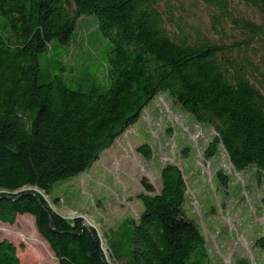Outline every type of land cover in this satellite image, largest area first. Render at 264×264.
<instances>
[{"label": "trees", "instance_id": "trees-1", "mask_svg": "<svg viewBox=\"0 0 264 264\" xmlns=\"http://www.w3.org/2000/svg\"><path fill=\"white\" fill-rule=\"evenodd\" d=\"M88 15L96 38L83 44ZM72 44L98 70H80ZM158 92L213 128L205 156L220 144L235 169L264 173V0H0V222L31 215L56 264H223L184 206L174 163L157 189L141 178L142 209L105 229L104 246L44 196L88 168ZM137 150L150 155L147 144ZM19 263L0 238V264Z\"/></svg>", "mask_w": 264, "mask_h": 264}, {"label": "rangeland", "instance_id": "rangeland-1", "mask_svg": "<svg viewBox=\"0 0 264 264\" xmlns=\"http://www.w3.org/2000/svg\"><path fill=\"white\" fill-rule=\"evenodd\" d=\"M95 21L94 15H88V29L77 28L83 44L88 35L96 38ZM70 48V58H80V70H98L100 60L96 58L87 66L81 64L86 57L84 47L72 44ZM100 49L102 54L104 46L98 49L99 55ZM92 51L96 56L97 51ZM40 59L41 66L45 65V54ZM214 134L209 124L196 121L167 92H158L137 121L103 149L88 168L57 182L44 196L65 218L79 216L85 226L95 230L104 246L105 229L125 215L136 216L142 209L136 197L143 191L141 178L157 189L161 167L166 162L174 163L182 170L187 185L184 206L200 225L211 260L231 264L236 257L244 256L253 264H264V173H257L253 166L235 169L220 144L213 155L205 156ZM142 144L149 146V157L137 150ZM0 238L14 243L19 264H56L54 253L29 214L18 215L13 224L0 222Z\"/></svg>", "mask_w": 264, "mask_h": 264}, {"label": "water", "instance_id": "water-1", "mask_svg": "<svg viewBox=\"0 0 264 264\" xmlns=\"http://www.w3.org/2000/svg\"><path fill=\"white\" fill-rule=\"evenodd\" d=\"M84 224V223H83Z\"/></svg>", "mask_w": 264, "mask_h": 264}]
</instances>
